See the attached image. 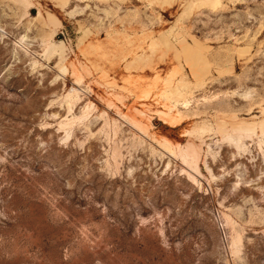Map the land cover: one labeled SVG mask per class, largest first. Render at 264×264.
<instances>
[{
    "label": "rangeland",
    "instance_id": "obj_1",
    "mask_svg": "<svg viewBox=\"0 0 264 264\" xmlns=\"http://www.w3.org/2000/svg\"><path fill=\"white\" fill-rule=\"evenodd\" d=\"M0 264H264V0H0Z\"/></svg>",
    "mask_w": 264,
    "mask_h": 264
}]
</instances>
